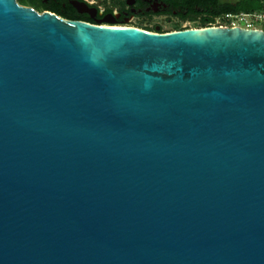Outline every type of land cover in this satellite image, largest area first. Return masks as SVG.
Masks as SVG:
<instances>
[{"label": "water", "instance_id": "water-1", "mask_svg": "<svg viewBox=\"0 0 264 264\" xmlns=\"http://www.w3.org/2000/svg\"><path fill=\"white\" fill-rule=\"evenodd\" d=\"M0 264H264V32L0 0Z\"/></svg>", "mask_w": 264, "mask_h": 264}, {"label": "flooded vegetation", "instance_id": "flooded-vegetation-1", "mask_svg": "<svg viewBox=\"0 0 264 264\" xmlns=\"http://www.w3.org/2000/svg\"><path fill=\"white\" fill-rule=\"evenodd\" d=\"M14 2L37 13L49 12L65 20L96 26H125L153 33L186 30L191 24L202 26L203 20L210 18L204 13L208 0H14Z\"/></svg>", "mask_w": 264, "mask_h": 264}, {"label": "built area", "instance_id": "built-area-1", "mask_svg": "<svg viewBox=\"0 0 264 264\" xmlns=\"http://www.w3.org/2000/svg\"><path fill=\"white\" fill-rule=\"evenodd\" d=\"M258 22H264V10H259L249 13H245V12L222 13L212 17L208 22L205 23V25L200 26L199 28L239 27L243 29H257L254 27V25Z\"/></svg>", "mask_w": 264, "mask_h": 264}, {"label": "trees", "instance_id": "trees-1", "mask_svg": "<svg viewBox=\"0 0 264 264\" xmlns=\"http://www.w3.org/2000/svg\"><path fill=\"white\" fill-rule=\"evenodd\" d=\"M259 10H264V0H233L229 2L208 0V4L204 8V13L212 18L222 13H249ZM210 18L204 19L202 26L205 25Z\"/></svg>", "mask_w": 264, "mask_h": 264}, {"label": "rangeland", "instance_id": "rangeland-1", "mask_svg": "<svg viewBox=\"0 0 264 264\" xmlns=\"http://www.w3.org/2000/svg\"><path fill=\"white\" fill-rule=\"evenodd\" d=\"M225 1H232V0H225ZM200 26L199 25H192L191 26L189 25V28L188 29H195V28H199ZM255 28L259 29V30H262L264 31V22H258L254 25Z\"/></svg>", "mask_w": 264, "mask_h": 264}]
</instances>
